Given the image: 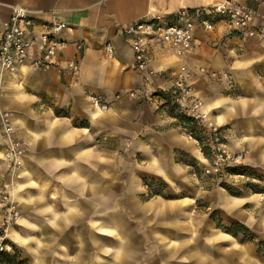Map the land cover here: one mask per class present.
<instances>
[{"label": "crops", "instance_id": "obj_1", "mask_svg": "<svg viewBox=\"0 0 264 264\" xmlns=\"http://www.w3.org/2000/svg\"><path fill=\"white\" fill-rule=\"evenodd\" d=\"M217 1L0 0V36L15 5L33 12L37 31L55 17L69 26L62 33L68 45L57 54L56 65L42 70L27 64L0 75V109L11 113L25 146L22 205L42 213L43 225H55L51 234L66 241L68 233L82 242L81 229L75 226L85 225L98 251L113 240L99 237L100 228L116 230L123 239L131 235V240L141 234L144 219L162 225L150 230L162 242L160 250L166 249L159 252L162 258L185 256L179 251L188 247L171 243L173 236L188 230L179 227L178 216L187 218L193 202H173L185 194L168 199L146 193L149 185L142 180L161 178L174 187L184 178L195 179L196 162L211 161L212 154L187 135L188 127L177 111L164 103L167 95L177 103L173 78L181 64L191 70L196 92L205 101L204 120L224 124L226 143L234 150L262 146L264 159V36L249 35L248 28L232 27L225 19H217L211 28L197 24L193 45L183 54L168 42L151 38L148 67L139 69L130 38L122 32L124 24L143 16L174 18L182 8ZM236 1L257 10L250 27L264 30V0ZM107 42H112V52L106 50ZM36 51L34 47L31 53ZM70 58L79 60L78 71L69 65ZM91 92L105 96L110 108L96 107L89 99ZM178 109L183 112L179 105ZM4 148L0 125V191L10 178ZM244 203L237 195L226 203L235 219L223 226L219 241L230 242L232 248L221 247L215 258L204 247L209 251L197 253L195 264H264L258 245L254 248L242 239L236 228L243 224L251 229L255 223ZM105 209L100 221V210ZM125 251L123 256L136 252Z\"/></svg>", "mask_w": 264, "mask_h": 264}, {"label": "rangeland", "instance_id": "obj_2", "mask_svg": "<svg viewBox=\"0 0 264 264\" xmlns=\"http://www.w3.org/2000/svg\"><path fill=\"white\" fill-rule=\"evenodd\" d=\"M164 103L177 111L178 114L181 112L178 109L177 103L175 104L169 95L166 96ZM200 127L204 134V140H199V145L206 154L208 152L211 153L207 149L209 147L208 139L210 134L204 127L201 125ZM222 127L224 128V124H222ZM189 130L191 129H185L187 135L190 138H196L194 132L193 136L189 135ZM223 140L226 143L225 136ZM226 146L232 152H243L244 157L241 163L235 166H228L222 172L209 173L206 171L210 163L213 162L211 155V161L208 164L196 162L194 167L195 179L192 181L184 178V182L174 183L175 185L172 187V185L170 186L161 178L146 176L143 177L144 179L142 178L143 182L149 185L146 187V193H159L168 199L169 197H177L185 194L186 196L178 198L173 202H193V206L186 212L187 218L178 216V220L180 221L179 227L182 226L188 230L183 232L181 230L176 234L177 236H173L176 240H173L171 243L178 247H188L187 251H179L180 253L185 252V256L169 258L161 257L159 252H164L166 249L160 250V243L162 244V242L155 240L153 233L150 231L152 226L157 225L156 221L150 222V220L145 221L144 219L141 224V234L135 235L133 239L131 237V240H129L131 235L127 239H123L120 234H116V230L108 233L107 230L100 228L98 233L99 237L108 235L113 240L111 244L109 243L108 246L100 248L98 251L93 246L85 225L80 224L75 226L81 229V236H84L82 242L81 239L77 241L73 238L74 235H69L68 233L66 241L60 240V238H57V235L55 236L54 233H50V231L54 232L55 225H49V223H46V225L42 224L44 220L42 219V213H38L37 210L23 208L19 187L23 165L18 170L20 174L13 176L4 159L6 171L10 178L5 185L3 184L4 187L2 186L3 189L0 191V230L6 234L11 249H7L0 254V264H166L168 262L173 264H195L197 257L195 255L202 253L204 247L212 251L211 256L218 258L221 247L232 248L230 242L219 241V234L223 233L222 231L227 226L226 224L235 219V213L226 208L227 200H230L235 195L245 199L244 211L247 215H251L255 219V223L249 225L251 229L248 227L247 229H242L237 225V231L239 233L241 232L239 234L240 237L242 239L247 238L248 240L245 241L252 243L254 248L257 244L260 255L261 253L264 255L263 147L245 146L234 150L227 143ZM206 150L208 151L206 152ZM242 164L247 165V167L237 170L231 169ZM6 189H9L8 191L11 192L20 209V216L14 218L10 223L6 222V216L9 214V211L1 202L3 192ZM164 197H155V199H166ZM136 198L132 197L130 199L134 200ZM141 199L144 200L142 196H140L139 200ZM103 211H106V209L100 210L98 216L100 221ZM157 226L160 227L162 225ZM25 228L29 230L26 232ZM161 228L163 230L164 227ZM18 235L23 239H18ZM69 236L71 237L70 240L68 239ZM250 238L253 240H250ZM129 248L136 250L135 255L123 256V252L128 253L125 250ZM117 249L121 250V254H118L119 250L117 252ZM138 249L141 250L138 251ZM131 252L134 251L131 250ZM164 261L168 262L164 263Z\"/></svg>", "mask_w": 264, "mask_h": 264}, {"label": "built area", "instance_id": "obj_3", "mask_svg": "<svg viewBox=\"0 0 264 264\" xmlns=\"http://www.w3.org/2000/svg\"><path fill=\"white\" fill-rule=\"evenodd\" d=\"M256 14L257 10L249 4L236 0H218L211 6L182 8L174 18L161 15L143 16L124 24L122 32L130 38L134 50L135 67L146 69L149 61L148 41L151 38H160L171 44L178 54H183L193 45L197 24L211 28L217 19H225L235 28H248L249 35L264 36V30L250 27ZM36 25L37 19L29 8L23 5L14 6L0 36V75L4 71L15 72L27 64L42 70H48L56 65L57 54L68 45L62 33L69 26L67 22L57 17L46 21L41 31H37ZM34 47H37V51L32 54ZM105 47L108 52L114 49L112 42H107ZM68 63L74 71L79 70L77 58H70ZM224 75L227 73L225 72ZM172 93L174 101L180 108L194 117L210 134L208 148L213 162L206 171L219 173L228 166L241 163L244 153L232 152L227 148L223 140L222 124L204 120L205 101L197 94L192 72L185 64H181L175 71ZM116 96L120 97L121 93L118 92ZM89 99L101 110L111 106L110 101L101 93L91 92ZM0 125L5 140L4 159L11 170V175L18 176L20 174L18 170L24 163L25 146L16 134V127L8 110L0 109ZM189 135L193 136V130H189ZM8 190L3 192L1 202L9 211L6 222L10 223L20 216V209ZM7 249H9V243L6 234L0 230V254Z\"/></svg>", "mask_w": 264, "mask_h": 264}, {"label": "trees", "instance_id": "obj_4", "mask_svg": "<svg viewBox=\"0 0 264 264\" xmlns=\"http://www.w3.org/2000/svg\"><path fill=\"white\" fill-rule=\"evenodd\" d=\"M168 96V95H167ZM176 107V105H175ZM179 118V120L188 128H190L191 130H193L194 132V136L198 139V140H204V134L202 133V128L200 127V124L199 122L194 118L192 117L191 115L187 114V113H184V112H179V114L177 113L176 114ZM208 150H206L207 152ZM247 165L245 164H242L240 166H237V167H233L231 168L232 170H237L239 168L243 169V168H246ZM237 225V224H236ZM239 228H242V229H247V227L243 224H239L238 225Z\"/></svg>", "mask_w": 264, "mask_h": 264}]
</instances>
